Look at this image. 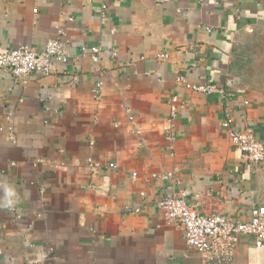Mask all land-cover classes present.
Returning a JSON list of instances; mask_svg holds the SVG:
<instances>
[{"label":"crops","instance_id":"0c3cea01","mask_svg":"<svg viewBox=\"0 0 264 264\" xmlns=\"http://www.w3.org/2000/svg\"><path fill=\"white\" fill-rule=\"evenodd\" d=\"M51 39L69 55L51 75L0 69V264H202L158 204L243 222L264 206V162L224 119L264 143V0H0V51ZM232 264H264V243L241 235Z\"/></svg>","mask_w":264,"mask_h":264},{"label":"built area","instance_id":"2783aa9c","mask_svg":"<svg viewBox=\"0 0 264 264\" xmlns=\"http://www.w3.org/2000/svg\"><path fill=\"white\" fill-rule=\"evenodd\" d=\"M208 31L211 32V29ZM94 52H98V50L95 49ZM159 58L167 59L168 55L162 54L159 55ZM68 62L69 55L66 44L60 39L49 40L42 51H36L26 46L5 52L0 51V69L7 71L17 79L34 74L47 77L52 74L55 64ZM176 82L192 93L220 94L228 99L233 97L231 94L226 95L223 89L215 85L192 83L185 76H178ZM101 88L102 83H99L93 89L97 100L101 98ZM169 104L170 118L175 119L180 111L178 96L174 95ZM245 105H249V102H245ZM224 119L231 142L240 150L244 158L253 165L262 164L264 162V143L252 130L239 131L230 109L225 110ZM130 120L134 122L132 116ZM9 130L11 132L12 128L10 127ZM136 132L141 134L139 129ZM170 139L172 140L173 137ZM111 167L117 168L114 164ZM132 177L136 178L137 174L133 173ZM153 178H158V175H153ZM170 178H172L171 175L164 176V179ZM158 205L170 223L179 224L183 228L186 244L199 254L202 264H232L241 235L254 236L257 247H261L264 243V206L255 207L250 220L243 222L224 214L200 213L191 207L183 196H169L160 201ZM125 212L140 213V209L127 206Z\"/></svg>","mask_w":264,"mask_h":264},{"label":"clouds","instance_id":"9594fccd","mask_svg":"<svg viewBox=\"0 0 264 264\" xmlns=\"http://www.w3.org/2000/svg\"><path fill=\"white\" fill-rule=\"evenodd\" d=\"M6 194L9 195V196H11V195H14V192H13L11 189H8V190L6 191ZM11 203H12V202L9 201V204L4 205V207H8Z\"/></svg>","mask_w":264,"mask_h":264}]
</instances>
